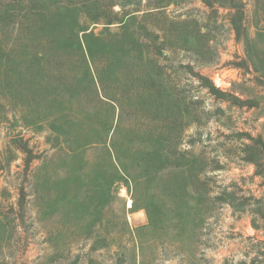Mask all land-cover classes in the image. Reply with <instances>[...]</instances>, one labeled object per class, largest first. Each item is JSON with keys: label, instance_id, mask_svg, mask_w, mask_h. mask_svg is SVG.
I'll list each match as a JSON object with an SVG mask.
<instances>
[{"label": "rangeland", "instance_id": "1", "mask_svg": "<svg viewBox=\"0 0 264 264\" xmlns=\"http://www.w3.org/2000/svg\"><path fill=\"white\" fill-rule=\"evenodd\" d=\"M97 1L4 73L0 264H264V0Z\"/></svg>", "mask_w": 264, "mask_h": 264}, {"label": "trees", "instance_id": "2", "mask_svg": "<svg viewBox=\"0 0 264 264\" xmlns=\"http://www.w3.org/2000/svg\"><path fill=\"white\" fill-rule=\"evenodd\" d=\"M49 1V5L44 7L43 0H0V86L4 84V73L6 71L12 74V82H15V85L21 83L26 77L25 69L29 62L28 43L30 40L44 37V43L47 44L59 34L56 31L59 5L54 0ZM95 1L97 6L99 1ZM122 1L124 0L109 3V13L112 14V17H108L109 13L106 15L102 12L105 19L100 18L93 22L105 26L121 24L119 13L113 11V8L118 7L120 11H123L125 4ZM167 1L165 0V2ZM147 2L146 7L149 11L162 7L153 0H147ZM140 3V0H138L137 4ZM206 4L207 6L210 5V3ZM134 12L143 11L136 8ZM79 28L77 29L78 32H83L85 42H87V39L93 36L92 33L88 32L87 28ZM86 45L87 43L85 47ZM37 54L38 57L43 56L42 52ZM208 89L216 99L223 100L226 97L225 93L216 89L211 83H209ZM55 123V120L51 119L49 124L54 125ZM51 132L54 133L53 130ZM236 136L248 142V144H241L242 161L253 164L256 168L255 175L263 178V173L259 171L260 166L256 158L259 153L264 152V141L260 136L252 137L248 133H238Z\"/></svg>", "mask_w": 264, "mask_h": 264}]
</instances>
